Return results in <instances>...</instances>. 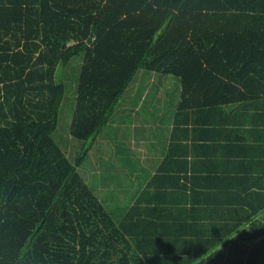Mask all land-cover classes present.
<instances>
[{
    "label": "trees",
    "instance_id": "16d2710c",
    "mask_svg": "<svg viewBox=\"0 0 264 264\" xmlns=\"http://www.w3.org/2000/svg\"><path fill=\"white\" fill-rule=\"evenodd\" d=\"M154 73L164 157L111 206L79 169ZM0 264H264V0H0Z\"/></svg>",
    "mask_w": 264,
    "mask_h": 264
},
{
    "label": "crops",
    "instance_id": "0c3cea01",
    "mask_svg": "<svg viewBox=\"0 0 264 264\" xmlns=\"http://www.w3.org/2000/svg\"><path fill=\"white\" fill-rule=\"evenodd\" d=\"M158 79L160 78L158 74L156 73L152 74L150 77L144 78L145 80L144 84H146V87L140 89V92L138 91L139 90L138 88L141 85L138 84V82H136L135 88L134 87L132 88L133 91L131 93V98L132 100H135L137 103L132 102V100L128 101L125 104V110L121 114L122 121L119 122V124H121L122 133L125 132L124 138L126 137L129 140L131 146L134 147L133 149L135 150V155L139 153V157L137 159H131V158L129 159L131 162H134L133 163L134 169H132L130 173H127L126 176L124 177L122 175L124 171H121L120 173L121 175L120 178H122L123 182L127 180L130 181L128 182H129V185L131 186V190H129L128 192L135 191L138 194L140 191H142L145 188V186H147L152 176L154 175L156 168L158 166V163H159V159L161 160L164 157V152H162L160 150V147L158 146L159 133L156 131L158 127H163L165 125V129L168 128L167 132L165 134L163 133L164 135H162L164 139L167 141L171 133V128L173 127L172 122H169V121L173 119V111H175L177 108L176 102L173 103L174 105H172L169 109L168 108L162 109V107L158 106L160 104L158 102L159 96H161L160 98L162 99L163 96H166L164 92L165 93L170 92L172 90V87H166V89H161V87H158V90H157L156 86H157V82L159 81ZM163 80H166V78L163 77ZM141 83H143V80ZM142 109L145 111V113H149V111H153L154 116L145 115ZM239 110L240 112H245L249 115L253 109L244 108V111H243V108L240 107ZM165 113H169L171 117L170 120L168 119L166 121L165 120L166 118L164 119V117H166L167 115ZM149 117H155V119L150 120ZM145 122H148V124L142 125V123H145ZM251 124H252L251 120L247 119V122L245 124H240V121H239L235 123V125H232L233 129L236 128L238 129L237 132L239 131L238 133H236V140L234 142L235 144H233L234 146L232 150L233 155L229 154L230 157L227 158L225 156L226 153L224 152L223 147L222 146L218 147L217 148L218 150H214L217 153L219 152L217 159H215L216 161L214 163L215 165L217 166L219 165L220 168L226 167L228 170H234L236 169L235 166L236 165L238 166L240 162L251 160V158H243L242 156H239L241 152L244 153L246 150H248L247 147L253 150V147H255V145L259 143L253 135L254 131H252ZM146 126L149 128L148 133L144 130ZM152 129L153 131H151ZM138 130H140L139 134H138ZM240 136H244L245 138H242ZM229 141L230 139L223 140L221 144L227 145L229 144ZM237 145L239 146L235 147ZM147 155H152V156H147ZM144 157L147 158V163H151L150 167L149 166L147 167V165H144L145 163L143 161ZM255 160H257V158H255ZM246 164L248 165V163ZM138 170L141 173H138ZM150 171L152 173H150ZM134 173L139 174L140 180L137 182H133L132 180ZM142 174L143 176L141 177L140 175ZM134 196L135 195H129V197L131 198L132 197L134 198Z\"/></svg>",
    "mask_w": 264,
    "mask_h": 264
},
{
    "label": "rangeland",
    "instance_id": "374dc122",
    "mask_svg": "<svg viewBox=\"0 0 264 264\" xmlns=\"http://www.w3.org/2000/svg\"><path fill=\"white\" fill-rule=\"evenodd\" d=\"M175 82H176V87L178 88L179 86H177V81L175 79L168 78L166 80H163V83L157 82L156 89L158 90V83L161 86V89H166V87L173 88ZM145 115L154 116V112L149 111V113H145ZM149 119L154 120L155 117H149ZM119 122L121 121H116V124L113 123L114 128L109 132L110 134L106 138L97 140L98 142L96 143L94 150L89 153V159L87 160L86 167H82L79 169L82 175L84 176V178L88 180V182L95 183V187L94 186L92 187L94 190L97 191L99 197L107 201V203L110 204L111 206L113 205L112 202H114L115 204H117V202L121 204L127 199V197H129V195H135V196L137 195L135 191L128 192L129 190H131V186L129 185L130 182L129 180L123 182L122 178H117V174L118 173L120 174L121 171L125 172V173L123 172L122 174L124 177L126 176L127 173H130V171L134 168V164L127 165L126 163H124V161L129 162L126 160V158L137 159L139 157V153L135 155V150L133 149L134 147L131 146L129 140L126 137L125 138L122 137V134H124L125 132L122 133V127L121 124H119ZM144 124L147 125L148 122L142 123V125ZM144 130L147 133L149 132V128L147 126ZM151 131H153V129ZM139 132L140 130H138V134ZM70 146H71L70 144L65 145V149L68 150V154H70L69 153V151L71 150ZM118 147H121L119 149L125 151H122L120 154L119 151L117 152ZM115 151L117 154L114 153ZM147 156H152V155H147ZM146 157H144L143 159V161L145 162L144 165L150 167L151 163H147ZM109 160L111 161L109 162ZM108 164L110 166H113L114 168L112 169V172L114 171L113 177H110L111 171L109 172V168L111 167H108ZM138 173L141 172H139L138 170ZM138 173L133 174L132 177L133 182H137L140 180ZM150 173L152 172L150 171ZM95 176H96V181H94ZM140 176L142 177L143 174Z\"/></svg>",
    "mask_w": 264,
    "mask_h": 264
}]
</instances>
